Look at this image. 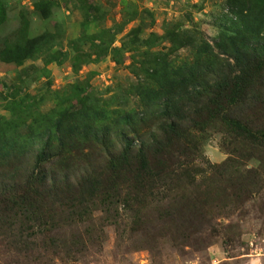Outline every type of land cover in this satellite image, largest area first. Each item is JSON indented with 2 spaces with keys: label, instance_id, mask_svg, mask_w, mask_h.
I'll return each mask as SVG.
<instances>
[{
  "label": "rangeland",
  "instance_id": "obj_1",
  "mask_svg": "<svg viewBox=\"0 0 264 264\" xmlns=\"http://www.w3.org/2000/svg\"><path fill=\"white\" fill-rule=\"evenodd\" d=\"M39 1L7 0L9 17L3 35L18 27L19 11L24 9L28 36L50 35L43 46L49 52L45 57L15 64L0 59V117L11 118L8 107L14 100L32 105L25 112L31 116L29 123L8 133V139L18 133L35 136L50 124L44 116L51 110L69 98L79 102L88 96L91 106L108 112L114 121L126 113L130 117L139 113L132 134L124 131V143L134 144L136 136L145 138L154 155L166 147L163 111L162 107L143 111L140 98L148 88H156V83L135 66L140 68L142 62L148 66L149 54L160 52L159 60L166 54L175 68L192 65L194 50L177 49L176 41H180L173 37L175 30L197 31L213 49L210 58L217 56L222 61L220 65L216 58L207 82H198L203 88L217 79L224 61H233L216 48L219 32L234 17L230 0H50L53 5L46 19L33 12ZM125 13L136 17L130 21ZM137 27L142 30L138 38L130 37ZM258 39L252 48L264 42L261 36ZM255 64L251 62V67ZM75 85L80 86L73 93ZM196 105L201 108V101ZM122 132V128L113 129L111 142L119 144ZM194 134L193 155H179L172 165L190 177L158 181L146 225L134 222L138 221L131 211L134 204L120 203L116 213L113 208L101 212L94 208V199L88 202L91 217L84 226H60L58 236H66L52 243L57 249L49 246L48 227L40 219L21 228L18 220L12 225L0 223V264H264V151L246 142L229 145L228 137L213 129ZM41 146H34L35 155ZM186 198L205 219L197 230L172 229L164 212L166 204ZM82 204H87V197ZM6 208L0 201L3 216L12 213L13 209ZM60 249L62 253L57 252Z\"/></svg>",
  "mask_w": 264,
  "mask_h": 264
},
{
  "label": "trees",
  "instance_id": "obj_2",
  "mask_svg": "<svg viewBox=\"0 0 264 264\" xmlns=\"http://www.w3.org/2000/svg\"><path fill=\"white\" fill-rule=\"evenodd\" d=\"M7 4V0H0V33L8 23ZM52 5L50 0H41L33 5V12L46 19ZM228 7L234 17L219 32L216 48L233 61H224L217 79L206 88L198 82H207L218 57L210 58L213 49L197 31L172 32L180 41H176L177 49L194 50L192 65L175 68L166 54L159 60L160 52L149 54L148 66L143 62L140 68L135 66L156 83V88H148L140 98L143 111L154 107L163 111L160 117L165 122L166 147L154 155L145 138L136 136L134 144L124 143V131L132 134L139 113L132 117L126 113L114 121L108 112L91 106L88 96L79 102L69 98L51 110L44 116L50 124L38 129L35 136L18 133L8 139V133L29 123L31 116L25 112L32 108L11 102V118L0 117V201L7 205L5 210H13L9 216L0 214V223L12 225L18 220L21 228L32 219H40L43 227H48L45 238H49V246L57 249L52 243L62 242L66 236H58L60 226H84L91 217L88 202L94 199V208L101 212L116 210L120 203L134 204L131 211L138 220L134 222L146 225L144 221L151 215L149 201L154 196L151 193L158 181L190 177L186 170H173L172 165L179 155H193L194 132L213 129L226 135L229 145L246 142L264 151V42L252 48L260 41L258 37L264 40V0H230ZM135 15L125 13L130 21ZM28 27L27 11L20 10L18 27L0 34L1 61L15 64L49 53L43 46L49 43L50 35L30 38ZM141 31L134 28L129 36L137 39ZM73 44L78 46L79 42ZM251 62H256L254 68ZM79 86H72V92ZM198 101L201 108L196 105ZM21 113L23 116L16 117ZM115 128L123 129L119 144L111 142ZM36 144L42 146L35 155ZM131 195L134 201L129 202ZM166 205L164 212L172 229L197 230L205 219L201 211L195 212L198 208L190 199L171 200ZM61 249L57 252L62 253Z\"/></svg>",
  "mask_w": 264,
  "mask_h": 264
}]
</instances>
